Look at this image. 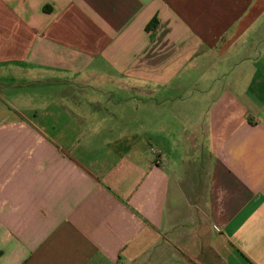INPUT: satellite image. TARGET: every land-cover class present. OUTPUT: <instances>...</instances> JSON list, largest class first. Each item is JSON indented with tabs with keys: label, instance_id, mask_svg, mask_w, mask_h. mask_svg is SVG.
I'll return each mask as SVG.
<instances>
[{
	"label": "crops",
	"instance_id": "crops-1",
	"mask_svg": "<svg viewBox=\"0 0 264 264\" xmlns=\"http://www.w3.org/2000/svg\"><path fill=\"white\" fill-rule=\"evenodd\" d=\"M0 264H264V0H0Z\"/></svg>",
	"mask_w": 264,
	"mask_h": 264
},
{
	"label": "rangeland",
	"instance_id": "rangeland-1",
	"mask_svg": "<svg viewBox=\"0 0 264 264\" xmlns=\"http://www.w3.org/2000/svg\"><path fill=\"white\" fill-rule=\"evenodd\" d=\"M164 95L165 97L161 100L156 99V104H157V111H160L163 114L169 113L171 111V105L172 101L170 100L171 96V90H164ZM169 99V100H167ZM189 99V98H188Z\"/></svg>",
	"mask_w": 264,
	"mask_h": 264
}]
</instances>
